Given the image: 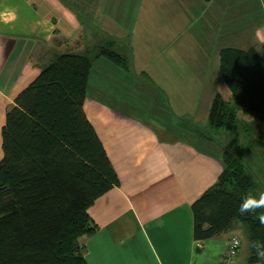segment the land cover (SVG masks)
I'll use <instances>...</instances> for the list:
<instances>
[{
  "label": "crops",
  "instance_id": "0c3cea01",
  "mask_svg": "<svg viewBox=\"0 0 264 264\" xmlns=\"http://www.w3.org/2000/svg\"><path fill=\"white\" fill-rule=\"evenodd\" d=\"M108 4L111 0H99L94 25L86 26L67 0H0V9H13L17 15L11 23L0 22V159L6 113L19 92L56 54L85 53L102 39V33L109 34L121 41L113 47L128 56L130 67L104 56L95 58L84 110L120 183L89 208L98 228L81 239L87 262L221 264L228 240L235 234L196 239L192 210V203L217 183L223 170L220 153L203 147L194 131L208 125L215 94L210 96L205 124L180 120L168 125L159 101L148 98V86L141 88L137 81L151 82L158 93L167 91L172 59L179 60L174 47L182 44L171 29L155 39L154 32L148 34L151 30H138L142 9L129 27L120 18L129 14L109 13ZM146 32L141 39L140 33ZM255 32L258 42L246 48L254 46L264 55V20Z\"/></svg>",
  "mask_w": 264,
  "mask_h": 264
},
{
  "label": "trees",
  "instance_id": "16d2710c",
  "mask_svg": "<svg viewBox=\"0 0 264 264\" xmlns=\"http://www.w3.org/2000/svg\"><path fill=\"white\" fill-rule=\"evenodd\" d=\"M112 42L56 54L8 109L0 159V264H88L81 239L98 228L89 208L120 183L84 110L95 58L130 67ZM219 54L230 98L215 94L208 125L194 131L216 148L209 130L238 135L234 149L223 146L220 152L217 183L192 203L194 235L213 238L241 223L250 246L253 240L264 243V225L238 207L249 192L260 193L257 171L243 153L264 149V132L253 121L264 122V55L254 46H228ZM247 264H263L251 246Z\"/></svg>",
  "mask_w": 264,
  "mask_h": 264
},
{
  "label": "rangeland",
  "instance_id": "374dc122",
  "mask_svg": "<svg viewBox=\"0 0 264 264\" xmlns=\"http://www.w3.org/2000/svg\"><path fill=\"white\" fill-rule=\"evenodd\" d=\"M67 1L78 11L86 26L94 25L93 18L99 0ZM262 5L263 0H247L246 2L243 0H111V5L108 4L107 7H111L108 8L109 13H128V16L120 18H124L129 27L133 25L136 13L142 9L143 14L137 19V28L143 31L151 30L148 34L154 32V39L162 32L174 30L177 42L182 45L178 48L174 47L175 55L179 60L172 59L169 71L172 78L165 81L168 90H163L167 96L163 92L158 93L151 82L140 79L141 81L137 83L141 82V88L144 85L148 86V98L159 101L158 104L162 106L160 110L168 125H174L180 120L196 125L195 120H197L201 121L198 123L201 125L205 124V113L208 112L211 102L210 96L220 92L228 99L227 91L230 93L220 73V50L228 46L246 48L252 44L256 45L258 41L255 28L264 20V5ZM146 9H149V14L153 15H147ZM102 34V39L92 43L90 48L95 45H106L112 41H114L112 44H116L120 41L109 34ZM140 34L143 39L147 32ZM91 35L93 37V33ZM126 42L124 40V44ZM179 74H182L181 78L184 77V79H178ZM183 91L185 94L180 96ZM144 114L143 116L148 119L149 114ZM242 116L246 117L245 114ZM253 121L264 132V122L258 119ZM208 133L213 134V137L215 136L218 140L220 150L215 144L199 138L203 147L207 145L219 153L223 146L234 149L233 142L238 134L231 135L227 132L215 134L210 130ZM237 141L241 143L242 140ZM234 151L239 153L236 149ZM243 155L251 168L257 171L261 183L260 192H264V149L250 148ZM230 233L242 239L239 264H246L250 255V246L244 226L237 223Z\"/></svg>",
  "mask_w": 264,
  "mask_h": 264
},
{
  "label": "clouds",
  "instance_id": "9594fccd",
  "mask_svg": "<svg viewBox=\"0 0 264 264\" xmlns=\"http://www.w3.org/2000/svg\"><path fill=\"white\" fill-rule=\"evenodd\" d=\"M17 19V15L13 9L4 7L0 9V22L11 23ZM264 192H260L259 195H254L249 192L241 200L238 207V212L241 215L244 214H255L261 225H264ZM250 246L255 250L257 259L264 260V243L260 240L251 241Z\"/></svg>",
  "mask_w": 264,
  "mask_h": 264
},
{
  "label": "built area",
  "instance_id": "2783aa9c",
  "mask_svg": "<svg viewBox=\"0 0 264 264\" xmlns=\"http://www.w3.org/2000/svg\"><path fill=\"white\" fill-rule=\"evenodd\" d=\"M242 239L236 235L229 238L221 264H237L238 256L242 247Z\"/></svg>",
  "mask_w": 264,
  "mask_h": 264
}]
</instances>
